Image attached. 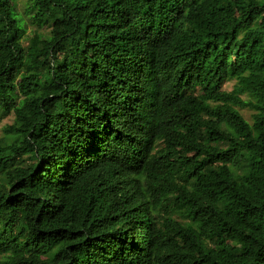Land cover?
<instances>
[{
  "label": "trees",
  "instance_id": "obj_1",
  "mask_svg": "<svg viewBox=\"0 0 264 264\" xmlns=\"http://www.w3.org/2000/svg\"><path fill=\"white\" fill-rule=\"evenodd\" d=\"M12 8L0 264H264V0Z\"/></svg>",
  "mask_w": 264,
  "mask_h": 264
},
{
  "label": "rangeland",
  "instance_id": "obj_2",
  "mask_svg": "<svg viewBox=\"0 0 264 264\" xmlns=\"http://www.w3.org/2000/svg\"><path fill=\"white\" fill-rule=\"evenodd\" d=\"M26 0H13L12 14L17 18L19 27L22 29L21 41L26 45V38L33 30L38 32H46L48 30L47 26L38 27L33 23L32 19L29 17V14L25 13ZM233 79H225L220 85V89L229 90L233 84ZM240 113L247 120H250V111L246 108H239ZM12 120V114H7L0 118V125L4 123H9Z\"/></svg>",
  "mask_w": 264,
  "mask_h": 264
},
{
  "label": "bare ground",
  "instance_id": "obj_3",
  "mask_svg": "<svg viewBox=\"0 0 264 264\" xmlns=\"http://www.w3.org/2000/svg\"><path fill=\"white\" fill-rule=\"evenodd\" d=\"M167 197V196H166ZM164 206V205H163ZM159 210V209H158ZM158 226V225H157ZM165 226V225H164ZM160 228V227H159ZM154 248V247H153Z\"/></svg>",
  "mask_w": 264,
  "mask_h": 264
}]
</instances>
